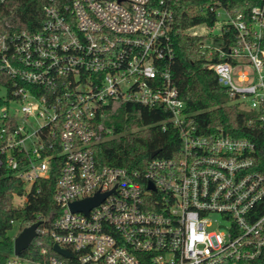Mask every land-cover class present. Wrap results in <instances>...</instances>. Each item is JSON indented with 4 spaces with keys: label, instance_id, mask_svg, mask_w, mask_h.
<instances>
[{
    "label": "built area",
    "instance_id": "obj_1",
    "mask_svg": "<svg viewBox=\"0 0 264 264\" xmlns=\"http://www.w3.org/2000/svg\"><path fill=\"white\" fill-rule=\"evenodd\" d=\"M180 1L48 0L39 29L0 32L11 82L0 86V169L24 183L21 204L58 171L52 228L5 264H264V158L250 139L199 133L187 112L172 73ZM189 1L213 22L183 33L203 39L205 66L264 128V4L246 15ZM138 106L167 112L159 125L180 148L144 170L101 167L94 149L117 136L111 115ZM97 195L88 214L72 211Z\"/></svg>",
    "mask_w": 264,
    "mask_h": 264
},
{
    "label": "trees",
    "instance_id": "obj_2",
    "mask_svg": "<svg viewBox=\"0 0 264 264\" xmlns=\"http://www.w3.org/2000/svg\"><path fill=\"white\" fill-rule=\"evenodd\" d=\"M48 0H6L0 7V32L6 23L14 28L37 30L43 23V9ZM222 3L238 13L249 15L254 6L263 5L258 0H224ZM197 6L196 1L182 0L175 7V29L172 35L175 58L172 73L181 98L187 102V112L200 130L199 133L209 135L223 131L233 137L247 138L256 144L257 157L264 158V128L253 115L240 111L231 103L229 91L219 83L215 72L206 65L207 54L201 50L203 39L183 33L184 30L207 21L208 18L193 15L190 9ZM232 34L225 36V41ZM10 79L0 72V86L10 85ZM4 105L0 95V108ZM138 115H132L131 107L123 110L126 118L115 115V134L119 136L98 145L94 151L101 167H123L129 170H144L151 161V155L159 151V156L172 157L180 148V135L175 129L163 131L159 123L169 117L161 109L150 110L136 107ZM137 129V131H134ZM58 171H52L48 180L38 181L27 200L20 205L15 204L16 196L25 195V185L0 169V264L7 263V257L13 253L14 239L9 235L13 229L12 222L21 223V231L41 222L40 231L52 228L53 213L57 210L54 201ZM20 231V232H21ZM32 245L28 256L36 247ZM48 241V237L45 238ZM48 243V242H47ZM50 247V244H49Z\"/></svg>",
    "mask_w": 264,
    "mask_h": 264
},
{
    "label": "water",
    "instance_id": "obj_3",
    "mask_svg": "<svg viewBox=\"0 0 264 264\" xmlns=\"http://www.w3.org/2000/svg\"><path fill=\"white\" fill-rule=\"evenodd\" d=\"M159 151H155L152 153L151 157H155ZM105 196L97 195L95 198L86 199L80 202H75L71 204V209L74 212H84L87 213L96 205H98L102 200H104ZM41 226V222H37L30 227H27L23 231H21L14 238V252L16 254H22L24 251L28 250L33 241L38 236V229ZM54 249L65 256L71 257V254L65 250L59 248V246H55Z\"/></svg>",
    "mask_w": 264,
    "mask_h": 264
},
{
    "label": "rangeland",
    "instance_id": "obj_4",
    "mask_svg": "<svg viewBox=\"0 0 264 264\" xmlns=\"http://www.w3.org/2000/svg\"><path fill=\"white\" fill-rule=\"evenodd\" d=\"M224 17H225V15H223ZM231 103L232 104H234V105H237V107H238V109L240 110V111H243L244 109H243V107L241 106V105H238V104H235V103H233L232 101H231ZM119 115H120V117H124V118H126L127 116H126V113L125 112H123V111H119V113H118ZM115 119V115L113 116V115H111V117H110V120H114ZM34 128H36V126H34L33 127V129ZM119 136H113V139H117ZM22 203V200L20 199V198H18V197H16L15 198V204L16 205H19V204H21ZM21 223L20 222H15V224H14V226H13V229L11 230V232L9 233V235L14 239L19 233H20V231H21Z\"/></svg>",
    "mask_w": 264,
    "mask_h": 264
}]
</instances>
